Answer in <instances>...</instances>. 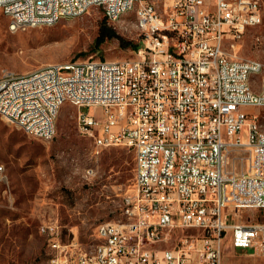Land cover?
I'll list each match as a JSON object with an SVG mask.
<instances>
[{
    "label": "built area",
    "instance_id": "2783aa9c",
    "mask_svg": "<svg viewBox=\"0 0 264 264\" xmlns=\"http://www.w3.org/2000/svg\"><path fill=\"white\" fill-rule=\"evenodd\" d=\"M0 0L11 31L53 25L91 8L109 24L135 9L140 45L130 59L52 63L0 74V119L50 140L61 106L96 148L134 153L122 218L96 226L85 248L62 240L57 220L39 233L47 264H223L224 241L264 258V222L236 219L264 209V63L236 57L260 0ZM123 19V26H126ZM32 97V105H23ZM93 108L83 112L81 108ZM247 109V110H246ZM179 232L176 239L172 234Z\"/></svg>",
    "mask_w": 264,
    "mask_h": 264
},
{
    "label": "rangeland",
    "instance_id": "374dc122",
    "mask_svg": "<svg viewBox=\"0 0 264 264\" xmlns=\"http://www.w3.org/2000/svg\"><path fill=\"white\" fill-rule=\"evenodd\" d=\"M159 10L170 0H151ZM261 21L246 29L229 50L241 59L264 63V0ZM102 11L91 8L78 17L62 18L53 25L11 31L8 17L0 9V74H18L52 63L84 59L119 60L134 56L117 38L96 46ZM123 19L126 26H123ZM119 22L111 23L124 39L140 45L135 30V9ZM93 113L91 107L81 108ZM247 110V109H246ZM264 118V109H255ZM78 108L64 103L55 120L50 140L28 136L14 124L0 119V264H47L51 255L41 223L57 220L62 240L75 237L83 247L96 241L101 222L122 218L121 203L134 177L135 158L125 146L98 147L77 125ZM236 219L264 222V209H241ZM172 234V239L179 236ZM252 249L232 250L224 241L223 264H264Z\"/></svg>",
    "mask_w": 264,
    "mask_h": 264
},
{
    "label": "trees",
    "instance_id": "16d2710c",
    "mask_svg": "<svg viewBox=\"0 0 264 264\" xmlns=\"http://www.w3.org/2000/svg\"><path fill=\"white\" fill-rule=\"evenodd\" d=\"M111 38H117L120 44L127 48L131 47L132 49H136L138 47V44H134L131 41H128L124 39L122 36H120L115 29L112 27L111 24L107 22L105 18L100 21L99 27H98V33L95 38V44L96 46L101 45L105 40L111 39Z\"/></svg>",
    "mask_w": 264,
    "mask_h": 264
},
{
    "label": "bare ground",
    "instance_id": "6f19581e",
    "mask_svg": "<svg viewBox=\"0 0 264 264\" xmlns=\"http://www.w3.org/2000/svg\"><path fill=\"white\" fill-rule=\"evenodd\" d=\"M48 65H52V64H48ZM45 66H47V65H45ZM23 105H32V97H24L23 98Z\"/></svg>",
    "mask_w": 264,
    "mask_h": 264
}]
</instances>
